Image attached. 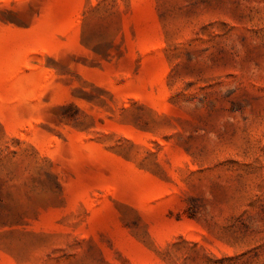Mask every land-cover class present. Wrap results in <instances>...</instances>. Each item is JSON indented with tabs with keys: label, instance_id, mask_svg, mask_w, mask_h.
Masks as SVG:
<instances>
[{
	"label": "rangeland",
	"instance_id": "obj_1",
	"mask_svg": "<svg viewBox=\"0 0 264 264\" xmlns=\"http://www.w3.org/2000/svg\"><path fill=\"white\" fill-rule=\"evenodd\" d=\"M0 264H264V0H0Z\"/></svg>",
	"mask_w": 264,
	"mask_h": 264
}]
</instances>
